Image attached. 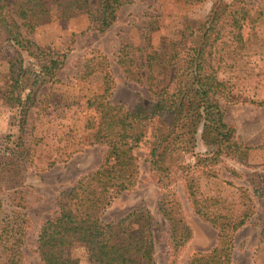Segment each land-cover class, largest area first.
<instances>
[{
  "label": "trees",
  "instance_id": "trees-1",
  "mask_svg": "<svg viewBox=\"0 0 264 264\" xmlns=\"http://www.w3.org/2000/svg\"><path fill=\"white\" fill-rule=\"evenodd\" d=\"M187 1H211V6L197 21L188 20L172 35L162 36L155 48L147 28L141 44L124 40L117 50L118 70L126 79L145 84L151 102L140 100L132 108L111 102L114 80L108 58L99 60L93 54L85 59L79 78L98 72L103 82L101 92L86 98L90 112L84 122L90 144L102 146L101 161L56 195L52 215L37 231L35 249L41 264H79L71 253L74 245L83 248L89 264H156L159 222L149 208L140 204L115 221L102 218L118 196L135 186L139 173L136 151L141 146L146 147L149 171L160 189L155 211L166 228L169 264H177L193 237L175 182H180L187 205L198 214L200 190L189 173L200 163L211 165L222 157L246 163L249 146L235 140L234 127L223 120L221 100H236L231 84L219 78L218 69L224 47L245 45L242 29L249 19L248 8L244 0ZM38 2L49 9L35 8ZM124 3L126 0H0V41L11 53L4 94L18 109L19 131L39 86L55 81L64 62V54L36 45L23 35L21 27L32 32L48 20L52 9L62 19L85 14L86 30L102 33L116 20ZM153 24L156 26L155 21ZM22 50L37 60L38 73L23 65ZM198 139L209 147L207 152H196ZM26 155L21 135L14 140L6 137L0 146V264H26L24 245L31 228L23 184ZM227 170L237 174L234 168ZM202 173L214 175L211 169ZM244 177L250 190L247 210L233 213L221 205L216 217L206 219L216 230L214 246L191 254L185 264H231L234 235L253 215L264 237V173L249 172Z\"/></svg>",
  "mask_w": 264,
  "mask_h": 264
},
{
  "label": "rangeland",
  "instance_id": "rangeland-1",
  "mask_svg": "<svg viewBox=\"0 0 264 264\" xmlns=\"http://www.w3.org/2000/svg\"><path fill=\"white\" fill-rule=\"evenodd\" d=\"M232 0H221L229 3ZM93 2V0H92ZM249 19L245 21L242 36L243 48L224 47L219 62V78L228 80L235 95L233 102H223V120L234 127V139L249 146L246 163L222 157V161L198 164L190 177L197 179L200 195L197 197L199 213L195 214L187 205L179 181L175 187L186 206V215L193 228V237L187 243L177 264H185L195 252L207 251L216 242V230L206 219L216 217L221 205L233 213L247 210L250 194L244 175L249 172L264 173V0H244ZM211 1L189 3L187 0H126L118 10L116 20L102 33L86 30L85 14L62 19L54 10L48 12V20L36 26L32 32L21 31L36 45L64 54V62L56 71L55 81L39 86L34 103L24 117L23 129L19 131L18 109L6 100V83L9 80L10 52L0 41V146L6 137L12 140L21 135L27 155L22 162L23 184L26 185V208L31 220L24 250L26 264H41L35 249L37 231L41 222L52 215L54 200L58 192L72 185L82 175L94 170L101 161L102 146L90 144L89 131L84 128L86 98L101 92V75L95 72L85 79L79 78L85 59L97 54L99 60L106 56L112 70L114 86L109 100L132 108L140 100L151 102L147 87L143 83L126 79L118 70L115 57L122 41L139 45L145 29L155 48L164 35L181 28L186 21L195 22L210 8ZM37 9H49L38 2ZM156 26H153V22ZM20 23L19 20H17ZM151 25V27L149 26ZM1 38V36H0ZM23 65L38 73L37 60L21 51ZM8 140V139H7ZM209 149L198 139L196 152ZM138 154V179L128 192L118 196L103 215L105 222L115 221L127 215L136 206L143 204L159 222L156 232L155 263L169 264L166 228L155 211L160 189L149 171L146 147ZM195 161V158H188ZM227 167L234 168L232 174ZM204 169H211L213 176H205ZM2 193V192H1ZM251 222L240 227L234 235L231 264H264V237L260 235V223L253 215ZM72 256L79 264H89L83 248L74 245Z\"/></svg>",
  "mask_w": 264,
  "mask_h": 264
}]
</instances>
